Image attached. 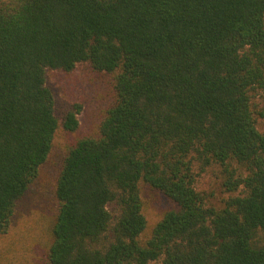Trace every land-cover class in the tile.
Returning a JSON list of instances; mask_svg holds the SVG:
<instances>
[{
	"label": "trees",
	"instance_id": "16d2710c",
	"mask_svg": "<svg viewBox=\"0 0 264 264\" xmlns=\"http://www.w3.org/2000/svg\"><path fill=\"white\" fill-rule=\"evenodd\" d=\"M81 62L115 99L61 159L46 264H264V0H0V235L58 127L46 71ZM141 184L174 204L148 231Z\"/></svg>",
	"mask_w": 264,
	"mask_h": 264
},
{
	"label": "rangeland",
	"instance_id": "374dc122",
	"mask_svg": "<svg viewBox=\"0 0 264 264\" xmlns=\"http://www.w3.org/2000/svg\"><path fill=\"white\" fill-rule=\"evenodd\" d=\"M46 84L53 93L58 127L48 159L40 167L26 196L18 203L12 229L0 235V264H46V243L56 213L53 189L61 159L74 140L99 133L100 122L115 99L112 75L94 70L88 62L78 63L71 71L47 69ZM75 106L80 108L78 126L69 131L63 127V120ZM263 125L264 121L259 123L260 127ZM213 178L207 173L199 185L216 186ZM140 188L148 231L174 204L147 184H141Z\"/></svg>",
	"mask_w": 264,
	"mask_h": 264
}]
</instances>
